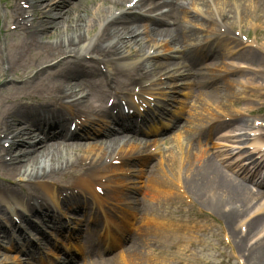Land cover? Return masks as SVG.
Instances as JSON below:
<instances>
[{"label":"bare ground","instance_id":"1","mask_svg":"<svg viewBox=\"0 0 264 264\" xmlns=\"http://www.w3.org/2000/svg\"><path fill=\"white\" fill-rule=\"evenodd\" d=\"M47 1L49 0H21L17 2L13 10V23L15 24L14 30L19 34L15 35L29 49L34 47L37 52H42L40 57L42 62H50L65 55L69 56L70 59L65 57L59 60L56 66H62V68L59 71L55 70L54 74L48 75L47 72L52 71L50 67L35 71L31 77L33 80L29 89L33 90L29 96H7V103L11 105L4 113H0L3 118L0 122V169L3 171L0 172V216L4 212L15 213L26 207L27 203L24 201L22 189L26 191V195L36 201L33 207L27 211V215L24 214L22 216L25 219L26 216H41L40 210L49 211L48 206L42 202L45 198L51 201L54 208L60 210L62 189L80 188V191L90 195L99 207H102L104 203L108 204L110 199L115 202V198H124L127 201L124 213L127 214V217L132 216L135 220L137 214L150 211L148 199L152 200V207L155 205L158 207L157 203L162 205L165 203L168 208L174 205V197L164 198L161 196L163 192L169 190V184L162 179L161 174L171 172L172 175L182 181L180 187L184 190V194L190 195L193 200H196L197 197L202 206L218 215L225 222L228 236L231 237L235 248L239 252H247L246 261L248 263L264 264V203L259 200L260 197L258 195L260 192H254L249 185L227 175L220 165L215 161L212 162L208 157H201L198 161H193L188 154L182 153L180 164H178V160L174 156L175 152L168 154V151H166L165 155H162L163 152L159 150L158 153L163 160L143 173V169L137 166L139 164V167H146L149 164L151 155L146 154L144 148L152 140L141 139V143L136 146H119L118 143L121 138L113 135L115 133L109 127L110 120L112 122L122 121L125 123L126 121L131 123L130 117H124L125 119H123L119 115H110L107 119L103 116L106 110H100L99 107L90 101L88 95L80 96L82 82H86L87 79L93 80L94 77L102 78V76H105L95 64L96 62L103 63L108 70V68H111L110 64L114 65L115 62L123 59L121 55L127 45L120 46L119 43L138 45L143 42L150 46L153 45L156 39L164 38L167 40L166 46L169 43L179 45L185 44L194 36H197L198 33L189 27L195 23L196 19L194 20V18L187 16L185 6L191 5L193 6V11L199 12L194 7L204 6L205 0H157L151 2L149 0H139L137 2L139 4L136 7L138 9L140 5L145 6L144 9L149 7L145 13L154 17L151 20V26L150 23L139 24L143 18L135 15L124 14L115 16L114 12L104 13L101 11L103 4L109 2L113 7L114 4L118 5L122 0H98L96 3L98 11L96 12L95 9V13L90 15L88 12H83L82 15L73 17L69 13L60 11L57 13V17H61V22L54 19L52 21L42 20V18L37 20L36 15H42L46 18L54 10V7H51ZM253 1L256 7L262 0ZM217 2L225 6L231 3L230 0H217ZM243 2L245 1H235L238 4H236V7L239 8L238 12H242L240 13L241 19L249 15L247 8H244V11L241 9L243 8ZM47 8L50 9L47 10ZM219 8L221 11V7ZM29 13L30 15H28ZM97 14L99 15L97 16ZM66 17L69 18L63 19ZM71 20L74 21V26L71 25ZM102 20L105 21V24L101 28L98 39H95L90 46L89 44L85 46L87 39L85 34H90L95 29L94 26L98 25L101 27ZM9 32H6V35L11 34ZM48 32L57 36L54 42H46L43 39ZM134 34H137L135 38H133ZM116 37L121 40L117 43L103 46L104 41ZM125 37L131 38L127 39V41L122 40ZM221 40H219V43L223 44L220 46L221 48L234 44V41L231 40ZM33 43H36V45ZM18 44L14 46V53L8 51V55L3 54L4 56L0 57L4 61L5 66L4 71L0 72L1 80H5L10 74L14 73L16 67L19 69L22 62H24L25 54L21 49L25 44L21 43L22 48ZM2 46L3 48L7 47V42L4 41L0 48ZM205 47H186L183 52V59L188 63V66L184 67V78H191V83L194 86H199L208 98L220 105V99H218L215 92H220L222 95L229 97L233 83H229V80H227L224 82L230 85L222 83V85L220 84L221 87L219 85L218 87L210 88L207 82L211 81L213 75L204 66L202 67L203 69H199L198 64L203 60L212 59L214 64L217 65L222 62L223 58L220 59L221 56L225 57L231 53L233 54V52L229 50L222 51V49L213 51L211 50V44L207 46L208 48ZM29 49L25 50V53H33ZM121 50L124 51L121 53ZM90 54L93 56L92 60L87 58ZM114 55L119 56L120 59L111 60ZM234 56L236 59H247L251 64L259 67L263 66L264 68V59L255 50L249 49L242 54H235ZM85 61L89 65L83 64ZM147 62L153 66L158 65L161 71L169 67L166 62L160 63L154 60H147ZM156 69L158 70V68ZM137 71L138 69H135L134 72L123 73L114 67L111 71L108 70V76H105L104 79V87L107 88L109 79L111 81L117 78L121 79L120 76L123 74L127 76L130 84L134 81L136 75L141 78ZM42 73H46L48 76L47 81H40ZM204 73H207V75H203ZM180 75L183 76L182 74ZM246 77L248 78V83H251L250 88L257 90L258 85L253 82H257L260 79L259 73L253 72L251 78L249 76ZM49 79L52 80V83L48 82ZM141 81L137 82L138 86ZM28 83L29 81L21 82V84ZM47 85L51 87L44 90L43 87ZM177 92H180V90ZM120 94L114 93V97L119 99ZM79 96L80 98H78ZM92 98H95L94 95ZM138 99L140 103L142 101L148 102L143 94H140ZM229 99L227 98V100ZM23 101L26 104L24 106L21 104ZM176 104L178 102L173 105ZM218 114L228 119V121H221L220 117H216V114H214L213 116L217 123L214 126L215 128L210 131L211 133L208 137L223 132L224 128H232V133L239 130L255 132V130H248L251 127H255L245 119V112L242 115L232 110L219 109ZM93 116L101 119H95ZM146 118L147 116L141 122L146 120ZM72 121H81L78 125L80 130H71ZM95 122H98L97 125L101 128L100 133L105 139L97 140L98 134L90 131H85L83 135L78 137V131L85 130L88 127V123L92 124ZM130 130H132L131 127L126 128V131ZM159 131L160 129L154 130L156 133ZM195 135L200 137L202 133L196 130ZM228 136L223 135L219 140L224 141ZM84 140L93 142L86 144ZM152 143L156 146L159 141L154 140ZM240 144L221 145V150H224L223 147L229 149L224 150L222 153L223 156L220 158L222 165L234 171V174L242 181L258 186L264 185V178L260 176L256 167L252 168L254 169L253 171L249 166L245 165V161L229 162L230 151ZM250 144L254 145V143ZM263 148L262 146H254L247 159L253 158L255 154L259 155L257 150ZM70 149L74 150L72 154H69ZM158 149L160 148L157 147L156 150ZM117 150L118 153L116 154ZM63 154L67 158H62L61 155ZM212 155L214 157L220 156V150H215ZM106 158H110L111 161L115 159L116 163H107L105 161ZM164 158L169 159L164 160ZM165 162L168 163L167 166H163ZM258 175L260 176L259 180H257ZM141 176L145 179L142 182ZM60 177L62 178L61 180L59 179ZM23 178L26 181L20 184V182H23V180L21 181ZM137 182L141 183V187H146L149 184H153V182H156V184H153V189L145 191V196L142 199H138L134 197L135 192L133 194L131 192V190H136ZM95 187H99L104 195L96 193ZM27 191L31 192L27 194ZM67 203L71 210H78L79 208L84 210L89 206L88 201L78 199L75 195H70L67 198ZM249 213L250 215H248ZM47 215H49V222L57 225L59 229H63L64 226L60 215L53 213L51 210ZM240 219L244 220V224L247 226L246 235L242 237L239 233L241 226L239 230L237 229V221ZM151 222L159 226L158 223L162 222V220L152 219ZM98 225V218L94 215L93 227L97 228ZM115 226L117 224L113 221L105 227V245H108V241H110V245L117 241L118 237L112 231ZM1 228L6 230L4 227ZM18 231L19 233L22 232L20 229ZM20 235L23 237V234ZM96 235V232L93 233V237ZM136 237L129 240L131 248H135L134 242L137 239L144 238L145 235L140 234L139 236L136 235ZM254 238V242L250 243ZM23 240L25 241L24 237ZM10 242L13 247L16 245L15 243H18L13 238H10ZM155 244L153 243V245ZM17 248L21 250L19 243ZM23 248L26 256L35 258L34 245L28 244L23 246ZM89 253L90 250L88 249L85 255ZM94 258L96 259L93 260V264L107 263L100 250ZM21 264H24V261ZM83 264H87V261H84ZM108 264H114V260L111 262L108 260Z\"/></svg>","mask_w":264,"mask_h":264},{"label":"rangeland","instance_id":"2","mask_svg":"<svg viewBox=\"0 0 264 264\" xmlns=\"http://www.w3.org/2000/svg\"><path fill=\"white\" fill-rule=\"evenodd\" d=\"M18 1L21 0H0V46L4 41L7 42V47L3 48L2 46L0 48V57L4 56L5 54L8 55V51L14 53V46L16 44L19 43L18 45H20L21 48L22 44H25L17 39V36L15 34H19L18 32H16L15 30L9 32V29L15 26V24L13 23V10ZM230 1L231 3L228 6H225L221 5V3H219V5L216 0V3H212V7H221L222 12L220 11V14L217 15V17L220 20V24L222 23L224 29L226 27L224 23L232 25L233 29H229V31H226V34L228 35L224 36V39L228 40L227 38L229 36H232L235 39L234 44L221 48L220 46L223 44L219 43L216 46L214 45L213 50H229L233 52V54L231 53L225 57L221 56L220 59L223 58L222 62L217 65L214 64L212 59L203 60L198 64L199 69H203L202 67L204 66L212 73L213 76L211 81L207 82L210 88H213L214 86L218 87L220 84L222 85V83L230 85L224 82L227 80H229V83H233V85L231 86L229 97L227 95H222L220 92H215L218 99H220L219 102H221V104L218 105L217 103H214V100L208 98L205 95V92L199 86H194L191 83V78H185L184 80H181V83H179V85H181V88L179 87L180 92H173L170 104L167 109L168 117H171L170 113H172L173 116V112L177 111V115H174L175 122L173 123L172 127H167L165 126V122H162L161 130L163 132L160 136H157L150 134V127L148 128L147 126L145 127V124L143 125L142 129L143 131H146L143 135L146 138L152 139V142L154 140H158V146L160 148L156 153L153 154L154 158L149 161V164L146 165V167H139L138 164L137 167L143 169V173L147 172L149 170V167L158 164L163 160V158H161L158 153L159 150H161L163 153L168 151V154L169 152H175L174 156L177 158L178 164H180L181 154L180 150L177 148L179 146L180 139L182 140L181 144H184V146H186L188 142L190 145H192V150L186 151L185 153L188 154L189 158L193 161H198L200 157L203 156L209 157L212 161H214V158L216 157H214L212 154L214 148L216 147V144H223L224 141L219 140L220 137L226 135V130L232 129L226 128L224 130L225 132H221L216 136L207 139V137L211 133L210 131L213 130V128L211 127L214 123L213 119L215 118L213 115L216 114V117L219 116V109L229 111L244 110L247 113L258 112L259 115L252 114L249 118L254 119V117H257L264 119V107L261 108L264 101V94H262L264 92V68L263 66L259 67L251 64V62H248L249 60L247 61V59H236L234 56L235 54H242L246 50L253 48L259 55H261L260 57L264 59V0H262L259 5L256 4V7L253 0H244L245 2H243V8L241 9L242 11H244V8H247L249 10V15L247 17L245 16L244 19H241V16L237 14L239 8L236 7V0ZM97 2L98 0H49L47 1V3L51 4V7H54V10L51 11L46 16V18L42 15H36V19L40 20L42 18V20L47 21H52V19H54L55 21L61 22V17H57V13H59L60 11L69 13L73 17H78V15H82L83 12H88V14L90 15L92 13H95V9L96 12L98 11L96 7ZM126 2L128 1L122 0V4ZM144 7L145 6L142 5L140 11L138 9L137 12L140 14V12L142 11L141 13L143 14L146 10L149 9V7H147L146 9H144ZM125 8V5L113 8L112 5L107 2L102 5L101 11H103L104 13H108L117 10L121 11ZM186 8L189 7L186 6ZM48 9L50 8H47V10ZM203 11L206 12V14H214V12L212 13L210 9L209 4H205V6L203 7ZM186 12L188 17H192L195 19V17L191 15L190 12ZM239 13L242 12L239 11ZM98 15L99 14H97V16ZM67 18L69 17L63 19L66 20ZM150 22V19L144 16L143 20L139 24H148ZM71 23V25L74 26V21L71 20ZM204 24L205 23L201 21H196L192 28L196 31V27L202 26ZM214 25L217 26L218 24ZM94 28L95 29L90 34H85L87 36L84 44L85 46H88V44L90 46L93 43L90 41L94 40L95 35L100 32V27L98 25L94 26ZM6 32H9L11 34L6 35ZM197 32L199 33L198 39L193 38L185 44H179L180 47H178V44L173 45L169 43L167 45L168 48L170 49V51H180L181 49L185 50V47L187 46L190 48V46L193 44L203 43L204 41H206L208 34L201 32L200 29H198ZM135 35L136 34H134L133 36L136 37ZM242 35L250 38L251 42L244 43L241 38ZM56 37L57 36L51 35V33L48 32L47 36L43 39L46 42H54L57 39ZM97 37H99V35ZM119 40L121 39L116 37L111 42L117 43ZM109 43L110 41L108 40L107 42L103 43V46H106ZM166 43L167 40L164 38L156 39L153 45H150L152 47L146 45L143 42L138 45L119 43L120 46L127 45V47L125 48V50L127 51V53L125 54L126 57L123 58L124 60H122L121 62H115L114 65L110 64V70L115 67L117 68V70L123 73L131 72V70L139 63L145 62V59L147 57L146 52L149 49H151V52L157 47L159 50H166ZM252 43H256L257 45L259 44V48L253 47ZM33 44L36 45V43ZM28 49L29 48L26 44L21 49L25 55L24 62H22L20 68L18 69V67H16V71L5 78V80L0 79V113H4L11 105L10 103H7V96L16 95L26 97L31 94L33 89H29V87L32 86L30 83L33 80L31 79L33 75L27 80H25V78H22L23 75H31L32 73L34 74V72L38 69H44L45 67H50L52 69V71L47 72L48 75L54 74L55 70L59 71L62 68V66H56L59 60L65 57L67 59H70L69 56L65 55L56 60H51L50 62H42L40 60L42 52H37V50L32 47L29 50L33 53H25V50ZM161 52L163 51H160L159 53ZM158 61H162V59ZM171 61L175 63L178 62L177 64H179V62L181 63L180 59L178 58H174ZM83 64L89 65V63H87L86 61L83 62ZM147 66V74L145 76L147 80L145 82L154 79L153 73L149 72L148 70L155 69V67H153V65L151 64H147ZM4 69V61L2 60V58H0V72H3ZM253 72L259 73L260 76V79L257 82L252 81L254 84L258 85L257 90H253L250 88L251 83H248L249 81L246 77L249 76L251 78V74ZM203 75H207V73H204ZM120 78L121 79L117 78L116 80H113L112 89H118L122 91L124 90V86L126 85L128 78L127 76H125V74L120 76ZM47 80L48 76L46 75V73H42L40 81L42 82ZM23 81H29V83L21 84V82ZM102 81V78L100 79L99 77H94L93 80L87 79L86 82H82V92L80 96L83 97L87 94H90L88 98L91 102L94 103V99L92 98V96L94 95L95 99L98 97L100 91V89H98V86L100 84L104 85V82ZM48 82L52 83V80L49 79ZM98 83L99 85L97 86ZM49 87L51 86L47 85L44 86L43 89L46 90V88ZM162 87L163 89L161 90V93L166 90V87L173 89V85L171 83H167ZM80 96L78 98H80ZM227 98L230 99L227 100ZM176 102H178L179 104H176V108L178 107L179 109L173 108L174 106L172 104ZM22 103H25V101H23ZM190 103L193 105V107L190 105ZM195 115H197L196 120L193 119ZM2 119L3 118L0 116V122ZM113 127L114 126H112V128ZM196 130L204 133L203 138H201L199 141L196 140V136H193ZM97 139H103V136H98ZM226 141L233 142V140L228 139ZM137 142L131 141L130 139H125L119 144L125 145L127 143H130V145H134V143H136L137 145ZM152 142H150L146 146V148H144V150H148L150 148L149 146H154L155 144H153ZM15 150H17V148H15ZM73 152L74 150H69V154H72ZM77 152L80 153L79 151ZM61 157L67 158L65 154L61 155ZM169 158H164V160H167ZM216 163L221 165L219 160H217ZM165 165L167 166L168 163L165 162L163 166ZM222 169L226 174L235 177L232 171H230L226 167H223ZM0 172H3L2 169H0ZM161 177L163 180L167 181V184H169V190L163 192L161 196L164 198H175L174 205L170 208L166 207L165 203L164 205L157 203L158 207H156V205L152 207L153 202L151 199H148L150 211H144L141 214H137V218L134 220L132 216L127 217V214L124 213V207L127 205V201L124 198H115V202H113V200L111 199L109 200V204H107V210H117L120 213L122 217V222L120 224L122 225V227H120L117 231L119 236L117 239L118 242L111 248H103V258H106L105 261L107 263L102 264H108V260H110V262L114 260V264H253L246 261V251L239 252L234 248L233 243L228 244L224 240L223 227H226V225L218 215L202 206V204L199 202L200 200L197 197L196 200H193V198L190 197L187 198L188 195L185 196V194L182 193L183 191L177 187L176 177L172 175L171 172L161 174ZM59 179L61 180L62 178L60 177ZM140 179H142L141 182L145 180L143 176H141ZM22 180L23 182H20V184L26 181L25 178L21 179V181ZM140 184L141 183L137 182L136 190H131L132 194L135 192L134 197L138 199H142L143 196H145V191L147 189H153V184H156V182H153V184H149L146 187H141ZM250 187L253 188L254 191H256L257 189L254 188V186H252L251 184ZM21 191L23 195H26L25 190L22 189ZM30 192L31 191H27V194ZM132 194L130 193V195ZM260 199L264 202V197ZM91 206L92 201H90L89 206H87L85 216L81 217V213L77 214L76 218L80 220V225L76 226V228H81V225H83L82 221L88 216V212ZM107 214L108 216H112V213L110 211H107ZM7 218L8 216H6L5 218L3 217L0 219V221L2 220V222H4ZM152 219H161L162 222L158 223L159 226H157L156 224L151 222ZM123 221H125V223ZM162 224L164 225L162 226ZM243 224L244 220L240 219L239 221H237V229L239 230L240 226H242ZM52 233L54 238L60 235L59 237L61 238H59V240L63 241V243H65L63 238L69 241L68 235L58 234L54 230ZM84 233H86V228L84 229ZM140 234L145 235V237L137 239L134 242L136 245L135 248H131L129 240L136 237V235L139 236ZM254 240L255 238L250 241V243H253ZM48 241H51V237L50 239H48ZM153 243L156 244L153 245ZM36 247L40 248L39 256L41 257L46 256L51 250L54 251L57 248L54 244H49L46 240H41L36 245ZM42 247L45 248L42 249ZM67 253H70L71 258L75 259V264H83V261H87L88 264H93V260L96 259L93 256L82 259L80 256V252H78L76 249L72 252L68 251ZM47 260L52 261L48 258ZM162 260L165 261L162 263ZM18 261H25L24 254L22 252L18 250L17 252H15L14 250L10 251L0 248V264H13L11 262H14L16 264L18 263ZM35 261L36 259L33 261H28V264H40V260L36 262Z\"/></svg>","mask_w":264,"mask_h":264}]
</instances>
